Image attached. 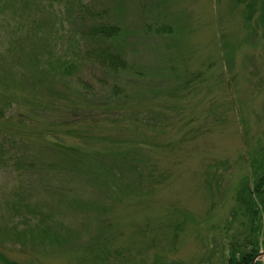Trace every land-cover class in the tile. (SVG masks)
<instances>
[{
	"label": "rangeland",
	"instance_id": "obj_1",
	"mask_svg": "<svg viewBox=\"0 0 264 264\" xmlns=\"http://www.w3.org/2000/svg\"><path fill=\"white\" fill-rule=\"evenodd\" d=\"M8 2L0 0V80L42 105L0 116L9 121L0 133V264H244L247 249L231 250L247 240L264 263V195L252 216L240 193L264 168V0ZM109 26L118 29L111 39L91 35ZM22 50L81 73L40 80L20 67L29 64ZM108 53L125 65H101ZM113 84L128 110L73 136L79 125H62L78 118L69 93L95 99ZM21 112L39 152L27 124L16 125ZM57 133L66 148L146 157L150 173L139 168L140 184L122 194L95 178L97 157L46 150ZM113 167L122 184L134 181Z\"/></svg>",
	"mask_w": 264,
	"mask_h": 264
},
{
	"label": "trees",
	"instance_id": "obj_2",
	"mask_svg": "<svg viewBox=\"0 0 264 264\" xmlns=\"http://www.w3.org/2000/svg\"><path fill=\"white\" fill-rule=\"evenodd\" d=\"M9 0H4V4L7 3ZM14 2H8L5 4V7L14 9ZM1 12V11H0ZM117 28H115V32L113 31V28L109 27H102L100 30H94V28L91 29V35L94 36L98 33H101L111 39L114 35H117ZM37 33V32H36ZM38 34V33H37ZM22 58L23 55H25V60H28L29 64L22 63L24 64L23 66H20L22 69L30 72L31 74L38 75L40 77V80H43L45 78H50L52 80H57L58 82L64 83L65 81H68L69 78L72 77L74 72H80L81 73V67L76 66L75 63H69V61H62V60H57L55 61L54 58L50 57L49 55H46V58L43 59V53H35L33 56L30 54L27 50H22ZM98 57L101 58V65H108L109 67L115 68L117 67H123L125 65L124 63L121 62L120 58L114 55V53L111 55L108 53L106 54H99ZM47 60V61H46ZM100 63V61H99ZM108 63V64H106ZM114 65V66H113ZM116 69V68H115ZM62 78L64 80H62ZM66 79V80H65ZM32 82V79H31ZM83 83V82H82ZM115 85V86H114ZM7 83H4L0 80V97L6 96L7 101L0 103V116L2 117V113L6 107H11V106H17L19 107H25L26 110L31 109L33 106H40L42 105L41 102H37L34 99H31L27 101H23V98L19 96V94L15 93L14 91L11 90ZM83 87L85 88L84 84ZM121 87L119 84H113L111 87L110 91L107 92V90H102L101 92H96L93 93L92 95L97 96L95 99H89L90 96H82L78 94V92L81 91V89L78 87L75 89V92L69 93V97L66 98L69 101L71 99L73 101H76L78 104L74 105V108H72L76 114L78 113V118H76L74 115H70L69 117L66 118V120L63 121L62 125L63 126H71L74 124H77L78 128L72 131V135L76 136L79 135L80 133L87 132L88 130L85 129L87 127L88 129L92 126V124L96 125L97 121H101L102 119H107L109 116H115V117H120L125 113L128 109V103L126 101H123L120 96ZM124 95V94H123ZM117 97L118 102H114L115 98ZM124 97L127 99V96L124 95ZM92 101V103H90ZM98 101V103H96ZM111 103H108L110 102ZM123 101V102H122ZM57 107L58 109L64 110L67 108V106H54ZM103 108H105L103 110ZM120 114V115H119ZM108 115V116H106ZM17 122L16 125L18 126H24L27 124V129L30 130L28 134V140L30 142H34L32 136V128L29 126V124L32 122L28 117L25 116L22 112L18 114ZM14 119V118H13ZM78 119V120H77ZM15 120V119H14ZM6 123H9L7 121ZM6 123H3L2 120L0 119V133L1 131L3 133L6 132ZM115 124V129L117 130L118 125H121L119 123H114ZM95 128H105L106 131L111 132L112 130L108 129L106 126L102 127H95ZM2 129V130H1ZM52 130V129H51ZM62 131V130H61ZM64 132V131H62ZM58 135L56 137H51L52 135L49 134V138L47 141L49 142L47 144V148L45 147L46 150L49 149L50 151L54 152V150L57 148H61L62 151H66L68 156L70 157H84V155H93L97 157L100 161H95L93 165H91V168L93 169V175H95V178L99 179L100 177H103L104 179L106 178L107 184H114L117 189L124 194V192H132L136 188L138 184L141 182V174L137 172L139 168H142V170L146 171L147 173H150V167L148 165V162L146 161V157L135 155V157H129L130 152L128 150L117 151L114 155H111L112 153L110 152V149L108 146L103 147L102 149H99L97 147H94L95 145H90L89 143H84L81 144L80 148L77 146H72L69 148L63 147L53 141H58L59 137L61 136L60 133H57ZM76 134V135H75ZM7 136V135H6ZM37 136L43 137L44 134L38 133ZM35 143V142H34ZM95 143V141H94ZM34 149L39 152V146L38 144L35 143ZM105 150V151H101ZM78 151V152H76ZM123 157H119L117 154L124 153ZM105 156V157H102ZM105 160H108L109 164L105 162ZM82 164V162H81ZM113 165H121V166H126L129 171L135 172V178L133 182H130L128 184H122L121 183V177L122 176H117L114 174V167ZM83 166V165H82ZM81 168V167H80ZM86 173L90 174V169L85 168ZM262 172L255 176L256 179H254L252 182L253 188L248 189V191L240 192L242 193L241 195H245L247 199L249 200V205L253 206V209L248 211L252 214L253 216V211L255 206H258L259 203H262V198L264 195V168L261 169ZM127 173L125 171V168L121 167L120 168V175L123 173ZM91 176V174H90ZM152 177V175H150ZM135 185V186H134ZM250 187V186H249ZM106 206V205H103ZM247 212V213H248ZM104 213V210L102 211ZM44 239H49L52 241L51 238L48 237V235H45ZM260 246V245H259ZM256 242H251L250 240H247L245 243H243L241 246L236 247L235 249H232L231 257L235 256L236 253H238L239 249L246 248L247 249V254L245 255V262L244 264H252L253 260L255 257L259 254L260 247H259ZM250 247H252L250 249ZM249 248V249H248ZM229 264H238L234 260L230 259ZM241 264V263H240ZM257 264H264L262 262H258Z\"/></svg>",
	"mask_w": 264,
	"mask_h": 264
},
{
	"label": "bare ground",
	"instance_id": "obj_3",
	"mask_svg": "<svg viewBox=\"0 0 264 264\" xmlns=\"http://www.w3.org/2000/svg\"><path fill=\"white\" fill-rule=\"evenodd\" d=\"M258 262V259H254L252 264H257Z\"/></svg>",
	"mask_w": 264,
	"mask_h": 264
},
{
	"label": "water",
	"instance_id": "obj_4",
	"mask_svg": "<svg viewBox=\"0 0 264 264\" xmlns=\"http://www.w3.org/2000/svg\"><path fill=\"white\" fill-rule=\"evenodd\" d=\"M257 258H258V257H257ZM257 258H256V259H257Z\"/></svg>",
	"mask_w": 264,
	"mask_h": 264
}]
</instances>
